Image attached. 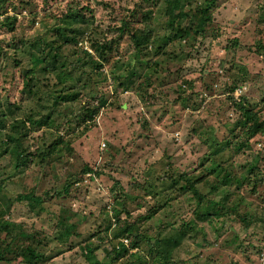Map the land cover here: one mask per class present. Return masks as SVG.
<instances>
[{"label":"rangeland","instance_id":"obj_1","mask_svg":"<svg viewBox=\"0 0 264 264\" xmlns=\"http://www.w3.org/2000/svg\"><path fill=\"white\" fill-rule=\"evenodd\" d=\"M204 5L0 0V264H264V0Z\"/></svg>","mask_w":264,"mask_h":264},{"label":"trees","instance_id":"obj_2","mask_svg":"<svg viewBox=\"0 0 264 264\" xmlns=\"http://www.w3.org/2000/svg\"><path fill=\"white\" fill-rule=\"evenodd\" d=\"M212 1L213 0H205V5L202 6L203 8H201V10H200V12H201V19H200L199 23L197 24V27L198 28L196 30L198 32H201L204 29V25L207 23L208 20H210V14L208 12L209 11L208 9H209V6L212 3ZM166 27L170 30V32H172V31H175L174 33H179V32L184 33L185 32L184 29L181 27V25L175 23V21H173V20L167 21ZM167 39L170 40L168 37H167ZM135 41L137 43L139 41V39L136 38ZM102 48L103 47L100 48L99 52H102L103 53L104 52V49L102 50ZM86 56H88V58H84L81 61V64L82 65H84L85 63H90L94 67H96V66L97 67H100V62H99L98 59L95 60V58L92 55H89V54L86 55ZM64 61H65L64 59H62L61 61H59V62H61L60 63V66H59V69L66 71L68 67H65V63L66 62H64ZM48 63H50L51 66L55 67L56 66V63H58L57 62V56L56 55H53V57L49 60ZM77 63H79V62H77ZM91 72L92 71H85V73H86V78L85 79H87V80L90 79ZM79 77H81V75ZM78 93H79V90H71L70 89V90H67L66 92H62L61 91V92H59L57 94H53V99L56 100V97H57L58 98L57 99V103L58 104L60 102H63V101H65V103H66V102H69L72 99H74L77 96ZM242 103H243L242 100H240L238 102L239 107L240 108H243V110L245 112V122L244 123L252 122L251 131L254 132V133L263 130L264 129V119L263 120H259L256 112H253L250 108H245L242 105ZM87 109H88L87 111L89 112L88 115H87V117H89V118L92 115H94L96 113V111H97V109H95V108L93 110H91L90 108H87ZM0 115H4V114H2V112H0ZM1 121L3 122V119L2 118H1ZM40 123H38V124H40ZM42 123H44V122H42ZM23 124H24L23 121L22 122L20 121L17 124H15V123L9 124L10 125L9 131L6 130L4 132L5 139L2 140L1 137H0V142H2L3 144H7V143H10V142L13 143V144H15V147H14L15 150H12V151L13 152H16V154L14 155V157H15L14 165L17 168L20 167V166H22V164H24V162H23L24 158L22 156V155H24V150H21L22 148L19 147V145H20V143H23V139L26 137V134H25L26 132H23V133H19V132H22V131H19L18 132L19 126H21V130H25L26 129V127ZM6 126L7 125H5L3 128L0 127V132L3 131V129L6 128ZM54 147L51 148V149H49L48 151H51V150L54 151L56 149V147L55 148ZM215 165L216 164H213L212 167H214ZM226 175H228V174H224L223 177L226 176ZM226 179L227 178L224 179V181L222 182V184H226L227 183ZM201 196L202 195L200 194L199 198H201ZM226 199H227V194H224L215 203L223 204V202ZM208 205H211V204H207V207L205 209H203L202 211H200L199 214H198L203 219H205V218H207V217H209L211 215L219 214L220 213L216 207H214V206H211L210 207ZM221 206H223V205H221ZM128 227H130V225H127L124 229L126 230ZM185 235H186V229H179V230L167 229L164 234H162L160 236H157V238H156V244L153 247V249L157 253L159 252L164 260H167L168 257H170V252H172V250L181 243V238H183ZM27 251L33 252V250L31 248H27ZM96 264H99V262H96ZM127 264H132V262L131 263L128 262Z\"/></svg>","mask_w":264,"mask_h":264}]
</instances>
